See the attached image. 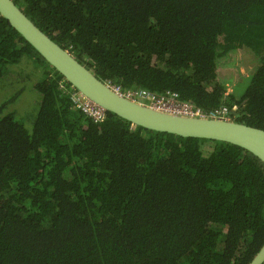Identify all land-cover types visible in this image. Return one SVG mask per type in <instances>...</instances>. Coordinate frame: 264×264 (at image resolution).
<instances>
[{
	"label": "trees",
	"instance_id": "obj_1",
	"mask_svg": "<svg viewBox=\"0 0 264 264\" xmlns=\"http://www.w3.org/2000/svg\"><path fill=\"white\" fill-rule=\"evenodd\" d=\"M13 1L120 92H175L264 129V0ZM240 50L258 65L236 96L222 74ZM23 56L46 68L31 131L0 104V264L251 261L264 243V162L107 111L94 122L0 15V78Z\"/></svg>",
	"mask_w": 264,
	"mask_h": 264
},
{
	"label": "water",
	"instance_id": "obj_2",
	"mask_svg": "<svg viewBox=\"0 0 264 264\" xmlns=\"http://www.w3.org/2000/svg\"><path fill=\"white\" fill-rule=\"evenodd\" d=\"M0 15L83 97L133 125L183 137L235 144L264 162V129L229 119L188 117L157 110L116 91L41 30L13 0H0ZM264 262V243L248 264Z\"/></svg>",
	"mask_w": 264,
	"mask_h": 264
},
{
	"label": "rangeland",
	"instance_id": "obj_3",
	"mask_svg": "<svg viewBox=\"0 0 264 264\" xmlns=\"http://www.w3.org/2000/svg\"><path fill=\"white\" fill-rule=\"evenodd\" d=\"M227 59L229 65L223 66L222 76L227 79L228 91L240 96L248 85L247 76L258 62L246 50L232 52ZM45 68L23 56L17 63L9 65L0 78V104L11 100L4 112L14 111L15 117L30 131L39 105V94L33 85L40 79Z\"/></svg>",
	"mask_w": 264,
	"mask_h": 264
},
{
	"label": "built area",
	"instance_id": "obj_4",
	"mask_svg": "<svg viewBox=\"0 0 264 264\" xmlns=\"http://www.w3.org/2000/svg\"><path fill=\"white\" fill-rule=\"evenodd\" d=\"M113 88L120 92L119 88L115 86H113ZM122 94L135 101L147 104L157 110L166 111L173 114H179L188 117L227 119L228 110L226 106H220L213 111L205 113L200 108L193 106L190 102L177 101L175 92L155 94L145 90H138ZM71 100L77 108L87 114L94 122L102 120L105 116V112L102 108L93 104V102L86 98L79 97L77 94H75V92L72 93Z\"/></svg>",
	"mask_w": 264,
	"mask_h": 264
},
{
	"label": "clouds",
	"instance_id": "obj_5",
	"mask_svg": "<svg viewBox=\"0 0 264 264\" xmlns=\"http://www.w3.org/2000/svg\"><path fill=\"white\" fill-rule=\"evenodd\" d=\"M78 92V91H77ZM85 98V97H84ZM138 102V101H137ZM227 108V107H226ZM227 110H228V114H227V119H229L228 118V116H229V109L227 108ZM104 112H105V110H104Z\"/></svg>",
	"mask_w": 264,
	"mask_h": 264
}]
</instances>
